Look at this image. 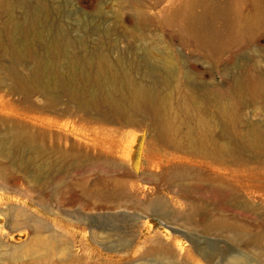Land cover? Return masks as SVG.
Instances as JSON below:
<instances>
[{
    "label": "rangeland",
    "instance_id": "1",
    "mask_svg": "<svg viewBox=\"0 0 264 264\" xmlns=\"http://www.w3.org/2000/svg\"><path fill=\"white\" fill-rule=\"evenodd\" d=\"M261 86L264 0H0V264H264Z\"/></svg>",
    "mask_w": 264,
    "mask_h": 264
},
{
    "label": "bare ground",
    "instance_id": "2",
    "mask_svg": "<svg viewBox=\"0 0 264 264\" xmlns=\"http://www.w3.org/2000/svg\"><path fill=\"white\" fill-rule=\"evenodd\" d=\"M224 33L229 35V33L231 34L232 32H229V31H226V32L218 31V32H216L217 35H224ZM259 90H260L261 97H262V95L264 94V87L263 86L259 87ZM261 100L264 102V98H261ZM133 103L137 107H141V106H144V105H150L151 104V102H148L144 98H140L138 96L133 97ZM141 109H142V107H141ZM204 109L208 110L207 108H204ZM214 111H215V109H214ZM217 115L218 116H222L224 118V121L225 120H231V121H238L239 120V115H238V113H236V110H234V108L228 109V108H226L225 106H222V105H218V107H217ZM199 122L201 124H205V122L202 119H199ZM258 129H256L255 126H254V128L251 129V131H247V132H243V131H240V130L238 131L237 130L236 132H238V133L236 134V136H238V138L239 137L242 138L243 139L242 142L244 141L245 143L248 142L249 144H254L255 146H258L260 148V151L261 150L264 151V140L261 138L262 134L260 133V129L259 130ZM263 134H264V132H263ZM17 138H19V137L18 136L12 137V139H17ZM208 140L210 142L209 145L212 146L211 148H208L207 145L205 143H203V142L200 143V145L198 144L199 145L198 147L195 146L196 145L195 141H187V144H188V146H189V148H190L192 153H198V154L202 153V154H205V155H210L211 154L212 156H216L219 152H223V151L225 152V151L229 150V147H230L229 145H228L229 147L226 146L225 144L223 146H221V145L220 146H216L212 142L213 140H211V139H208ZM195 148H197L198 151H196ZM259 148H258V150H259ZM0 153H3V154L7 155V153L1 152V151H0ZM144 207H146L147 209H154L156 207V201L155 200H153V201L149 200L144 205ZM191 215L192 216L194 215V217L197 216L198 215L197 209H192L191 212L189 213V217ZM222 225H224L225 228H227L228 232L232 231V233H229V234H230L231 238L234 239L237 242H240L241 240H244L245 237H247V235L245 233H238V232L236 233L235 232V230H237V228H238V225L233 224L232 222L225 221L224 218H220V217L219 218H214V219H209L207 224L200 226V229H202L203 231H205V230L209 231V229L211 230V229L221 228ZM193 228L196 229V226H194ZM219 230L222 231V229H219ZM233 232H235L236 234L234 235ZM201 253H203L202 249L200 247L197 248V254H201Z\"/></svg>",
    "mask_w": 264,
    "mask_h": 264
}]
</instances>
